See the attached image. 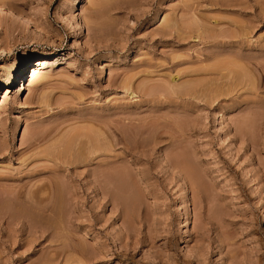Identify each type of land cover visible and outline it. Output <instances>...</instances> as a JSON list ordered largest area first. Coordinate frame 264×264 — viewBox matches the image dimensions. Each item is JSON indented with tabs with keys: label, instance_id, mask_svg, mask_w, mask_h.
<instances>
[{
	"label": "rangeland",
	"instance_id": "rangeland-1",
	"mask_svg": "<svg viewBox=\"0 0 264 264\" xmlns=\"http://www.w3.org/2000/svg\"><path fill=\"white\" fill-rule=\"evenodd\" d=\"M2 1L0 264H264V0Z\"/></svg>",
	"mask_w": 264,
	"mask_h": 264
},
{
	"label": "bare ground",
	"instance_id": "bare-ground-1",
	"mask_svg": "<svg viewBox=\"0 0 264 264\" xmlns=\"http://www.w3.org/2000/svg\"><path fill=\"white\" fill-rule=\"evenodd\" d=\"M2 2H3V1L0 0V4H2ZM4 5H5V4H4ZM79 31H80V30H79ZM43 61H44V60L38 59V60L36 61V62H37L36 65H41V64L44 65L45 62H43ZM27 63L31 64V60L28 59V62H27ZM33 65H34V64H32V66H33ZM25 66H26V65H25ZM25 68H26V67H25ZM26 69H27V68H26ZM17 71H20V73H22V71H24V69H22V67H20V68L17 69ZM17 71L15 72L14 77H16ZM33 71H35V69H34ZM20 73H19L18 76H17L18 81H19V78H20ZM23 73H24V72H23ZM14 77H13V79H12V82H13V83H14L15 81H17V79H15ZM190 82H191V81H190ZM190 82H189V83H190ZM188 85H189V84H187V86H188ZM192 88H193V82H191V85L189 86L188 90H191ZM6 89H7V88H6ZM194 96H195V95H194ZM113 130H114V129H113ZM118 130H119V128H118ZM112 132L114 133V137H113V138L116 137V138L114 139V140H115L114 142H116V141L119 142V140H122V138L119 137V134H120V133L118 134L116 128H115V130L112 131ZM78 134H79V133H78ZM121 134H122V133H121ZM81 135H82V134H81ZM97 135H98V134H97ZM82 136L84 137V135H82ZM79 137H80V135H77V136H75V138L73 137V139H71V140L76 139V140L79 141V139H78ZM118 137L121 138V139H119ZM122 137H123V136H122ZM125 138H126V137H125ZM90 139H91V138H89V140H90ZM110 139H111V138H110ZM91 140H92V139H91ZM124 140H125V139H124ZM83 141H84V140H83ZM111 141H112V139H111ZM95 142H96V141H92V143H95ZM63 143H64V142H63ZM69 143H70V141H69ZM69 143H67V144L69 145ZM88 143H89V142H88ZM79 144H80V143H79ZM89 144H90V143H89ZM99 144H100V143H98V140H97V142H96L95 144H93V145H94L95 147L98 146V147L100 148V146H101L102 144H101V145H99ZM114 144H115V143H113V145H114ZM93 145H92V146H93ZM86 146H87V145H86ZM94 146H93V147H94ZM98 147L95 148V149H99ZM102 147H103V149H104L105 146L102 145ZM102 147H101V148H102ZM99 150H100V149H99ZM99 150H98V152H99ZM95 151H96V150H95ZM182 161H183V160H182ZM183 162H184V161H183ZM117 178H118V177H117ZM108 179H109V178H108ZM111 180H114L113 177L111 178ZM117 180H119V178H118ZM111 182H112V181H111ZM31 192H32V191H31ZM37 192H38V191H37ZM18 193H19V192H18ZM21 193H22V192H21ZM34 193H35V195H33V196L31 195V196H30V200H29V198H28L27 200H29L28 202H30L31 205H33L34 207H36L37 205H40L39 203H40V201L42 200V199H41L42 196H41L40 193H39V195H38L36 192H34ZM34 193L32 192L31 194H34ZM22 194H23V193H22ZM15 196H16L17 200H16V199H12V198H11V199H12V200H15V201H18V199H21V200H22V199H24V198L26 197V196H23V198H22V195L20 196V194H19L18 196H17V194H16ZM31 197H32V198H31ZM13 198H14V197H13ZM27 200H25V201H27ZM4 202H5V201H4ZM18 202L20 203V200H19ZM1 203H2V202H1ZM19 203H18V204H19ZM1 205H2V204H1ZM1 205H0V206H1ZM3 205H4L3 208L5 207V205H6V207H7V204H3ZM21 205H23L22 201H21L20 206H21ZM10 206H11V205H10ZM20 206H19V208H17L18 210H16V209H14V210H16V211H18V212H19V209H20V208H21V212H22V210H25V208L23 209L24 205H23L22 207H20ZM26 206H27V205H26ZM8 207H9V206H8ZM8 207H7V208H8ZM10 208H11V207H10ZM29 209H30V208H29ZM34 210H35V209H34ZM12 212H14V211L12 210ZM21 212H19V213H21ZM22 213H24V212H22ZM25 213H29V212H26V211H25Z\"/></svg>",
	"mask_w": 264,
	"mask_h": 264
}]
</instances>
